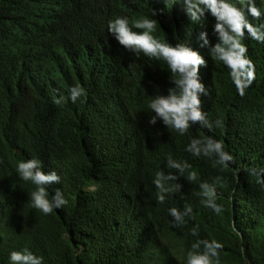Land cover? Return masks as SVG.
<instances>
[{"label": "trees", "instance_id": "obj_1", "mask_svg": "<svg viewBox=\"0 0 264 264\" xmlns=\"http://www.w3.org/2000/svg\"><path fill=\"white\" fill-rule=\"evenodd\" d=\"M229 2L247 8V0ZM254 3L261 18L248 19L259 26L264 0ZM122 16L130 27L156 19L154 36L185 43L207 61L200 100L211 130L194 125L181 135L162 121L149 125L151 99L174 85L163 60L137 56L108 32ZM214 25L210 13L190 21L185 0H0V264L24 248L43 264H186L192 243L203 239L223 244L219 264H264V185L247 171L264 170V42L247 34L243 41L254 79L241 96L230 70L197 43L201 31L218 42ZM75 85L85 90L76 103L53 102ZM207 136L233 156L228 169L186 150ZM169 158L191 167L180 175ZM28 159L57 172L49 199L59 188L66 206L48 215L32 206L35 185L16 171ZM158 172L178 177L166 187L181 186L163 204ZM217 177L219 214L201 203L200 189ZM187 206L192 213L175 225L169 209Z\"/></svg>", "mask_w": 264, "mask_h": 264}, {"label": "clouds", "instance_id": "obj_2", "mask_svg": "<svg viewBox=\"0 0 264 264\" xmlns=\"http://www.w3.org/2000/svg\"><path fill=\"white\" fill-rule=\"evenodd\" d=\"M186 15L192 22H202L206 13H210L215 19L214 33L218 42L212 45L208 39L207 32L201 31L197 36V43L200 48H207L209 55L221 61L229 70L233 82L241 96L244 89L248 87L254 79V65L247 56L248 48L243 43L246 34L251 39L264 42V24L253 25L248 19L251 16L259 20L261 11L254 3V0H247V8L241 9L230 3L229 0H185ZM156 13L154 12V15ZM158 21L148 17H143L132 22L130 27L129 18L126 16L117 17L108 23V32L118 41L124 49L133 52L137 56L143 53L149 58L163 60L170 72V81L174 85L167 90V95L159 94L154 96L148 107L154 113L148 120L149 125L155 126L157 121H162L167 128H173L181 135H184L194 125L200 128L211 130L213 124L206 119V114L201 110L200 95H206V89L200 79V69L207 67V61L185 43H177L172 46L169 42H162L153 33L156 30ZM133 27L142 31H133ZM128 67L134 68L133 64ZM85 94V90L80 85H75L69 89V95L65 97L59 94L54 97L53 102L57 105L70 100L76 103L78 98ZM217 127L222 126L220 120L215 121ZM194 156H205L214 160L213 166H220L221 169H228L234 164V158L224 150L222 141H217L211 136L192 139L186 149ZM168 167L178 169L180 175L191 166L184 163L168 160ZM16 171L19 177L25 182L35 185V190L31 192L30 200L32 206L43 212L45 215L51 214L54 209H60L67 205L63 192L54 189L49 199V188L61 182V177L55 170H43L39 160L28 159L18 163ZM237 171H239L237 169ZM251 175L257 176V183L264 185V170L259 172L255 168L247 169ZM178 177L172 173L165 175L158 172L153 181L157 191V202L163 204L166 194L178 190L181 186L173 184L166 187V182L176 181ZM187 179L196 181L198 179L195 171L188 172ZM217 181L213 183H200L201 203L219 214L223 211L222 205L217 203L220 198L217 193ZM192 213L191 206H187L184 212L173 207L169 209V214L174 218L175 225L184 223V217ZM192 235H197V229L192 230ZM223 244L215 239L197 240L192 243L191 249L186 255V264H219L220 251ZM10 264H43V257H37L28 248L16 251L9 255Z\"/></svg>", "mask_w": 264, "mask_h": 264}]
</instances>
